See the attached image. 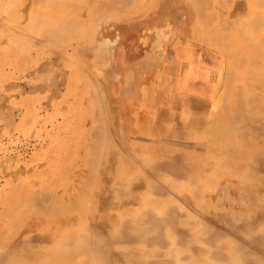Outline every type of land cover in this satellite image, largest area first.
Here are the masks:
<instances>
[{
	"label": "bare ground",
	"instance_id": "bare-ground-1",
	"mask_svg": "<svg viewBox=\"0 0 264 264\" xmlns=\"http://www.w3.org/2000/svg\"><path fill=\"white\" fill-rule=\"evenodd\" d=\"M24 1L0 0V27L8 22L7 15L13 14L20 25L30 23L31 31L40 37L60 44L81 42L75 44L74 51L84 49L86 66H81V72L88 77L94 119L104 123L108 113L104 101L114 104L119 99L121 107L132 106L122 110L132 113L126 124L139 130L136 140L152 152L158 150L160 157L149 154L151 162H174L180 154L189 158L193 173L186 179L190 182L187 189L201 207L195 218H200L204 227L198 225L200 230L193 234L190 216L168 206L154 213L144 202L119 210L127 216L116 224L107 219L105 212L114 202L104 196L107 187L101 192L96 189L100 166L107 157L108 135L103 126L93 131L94 125L86 146L93 156L85 159L87 176L77 178L75 185L55 183L62 192L23 195L19 204H32L35 209L15 236L9 232L0 235V264H264V0H205L204 10L201 0H29V9L21 7ZM10 22L20 26L15 20ZM199 42L206 47L198 46ZM168 107L171 109H165ZM122 132L118 141L124 140ZM109 136L115 140L114 135ZM179 170L184 168L179 166ZM63 173L70 178L76 174L73 170ZM162 174L167 173L160 170L155 176L163 180ZM208 174L230 179L232 188H238L235 204L228 196L208 193L221 186ZM150 189L159 197L165 193V188L156 185ZM51 197L55 201L49 206L45 200ZM90 199L99 215L93 214L96 209L90 207ZM69 213L63 227L55 225L58 227L51 232L45 228L44 235L38 233L45 223L31 218H58ZM247 215L251 218H244ZM238 233L249 240H242ZM215 240L226 242L216 250ZM42 244L46 245L36 247Z\"/></svg>",
	"mask_w": 264,
	"mask_h": 264
},
{
	"label": "rangeland",
	"instance_id": "rangeland-1",
	"mask_svg": "<svg viewBox=\"0 0 264 264\" xmlns=\"http://www.w3.org/2000/svg\"><path fill=\"white\" fill-rule=\"evenodd\" d=\"M28 1L29 0L21 2V7L23 5V7L28 8L27 4L30 3ZM200 8L202 10L205 9V0L200 1ZM191 9L192 8L190 6V9L188 11H190ZM222 15L224 19L228 18L226 17L227 13H223ZM6 18L8 22H6V24L4 23V25L0 27V31L4 35V38L0 39V235H4L5 233L9 232L15 236L17 230L24 225V222L26 221L25 218L30 216L31 211L35 209L32 204H29L28 206H21L19 204L24 194L31 193L35 196L41 197L53 194L52 191L62 192V190L58 191L56 189L55 183H61L60 181H62L61 184H64L65 186L69 184L75 185L79 182L77 178L80 179L82 175L87 176L89 166L86 165L85 159L89 157L92 158L93 156L92 153L87 150L86 146L88 142V134L92 132V126L94 125L95 126L93 131L97 129L102 130L103 126V131L108 135L107 138L109 144H107V157H105V160L102 162V167L100 166V168L102 169L100 172V176L102 178H98L99 183L97 184V186H99V188L97 187L96 189V192H101L103 190V187H107V191L105 192L104 196L106 195L108 198H112L111 200H113L114 202V204L107 209V212L104 211L106 213L105 216L108 217H106L107 219H111V221L116 224L118 220L123 219V216L124 219L127 216L124 214L122 215L121 211L119 210L125 209V206L133 209L136 205L137 207H139L140 204L144 202L146 204V208H149V210L154 213L160 212L168 206V208L173 207L180 214L182 212L183 214L190 216L191 219H194L192 220V222H190L192 225L190 226V228L192 229L193 234L197 233L198 229L200 230V228H203L204 224L199 223L201 222V219L195 218L198 215V211L200 212L201 207L197 206V201L193 199L192 192L187 189L190 182L187 183L186 179L188 180V178H190L191 174L193 173V169L189 167V158H184L180 154L177 156L174 162H162L160 159L151 162L149 160V154L153 153L156 157H160L158 155V150L152 149L154 150L152 152L147 148H144L143 145L136 140V137L139 134V130L134 129V127H129L126 124V121L129 120L132 113H125L122 110L127 108L132 109V106L128 104L129 107H126L127 105L121 107L122 104L119 99H116L114 101V104H110L109 102L107 104L106 101H104L105 112H108L106 114V117L108 119L106 117L103 118L104 123H100V120L94 119V114L92 115V99L89 98L90 95L88 90V77L85 73L81 72V66H86V62L84 60L82 61V52L84 51V49H81L77 52L74 51V47H77L76 45H78V43H82L77 41L64 40L67 44H60V41H51L43 35L40 37L39 35L41 34L39 33L32 32L30 29V23H24V25H20L19 22L21 21H18V19H16L13 14H10L9 16L7 15ZM11 20H15V22L18 21L16 24L20 26L14 27L11 22L9 23V21ZM45 21L47 20H43L42 22L44 23ZM27 25L29 28H27ZM10 30L14 31V33ZM33 41H35V44ZM50 43H52L53 45ZM71 45L73 46L71 47ZM81 46L84 47V45ZM198 46H201L202 48L206 47V45L201 43ZM69 47H71V49ZM174 49L177 50V48ZM205 57L207 58V55H205ZM70 58L72 59L70 60ZM60 60L61 62H59ZM68 62L70 64H68ZM71 62L73 64H71ZM91 62L92 61H90L89 63L92 66L93 63ZM98 64V62L94 63L95 66H98ZM48 65L51 66L52 69ZM50 70L51 72H49ZM45 72L46 74H44ZM27 83H29L30 85ZM157 88L158 90H160L161 86H158ZM81 97L85 98L86 100L82 99ZM142 103L143 100L141 101L140 105H142ZM165 109L169 110L171 109V107ZM86 117H89L91 119H88ZM118 120L119 122L121 120L123 123L120 122L117 124ZM121 132L123 137L125 136L126 138L124 137V140L118 141L120 138L119 133L121 134ZM85 134L87 135L85 136ZM110 134L114 135V142L109 139ZM127 139L129 140L128 142ZM115 142L117 143L115 144ZM123 145L125 146V148ZM132 154H134L135 156H133ZM140 158L142 160H140ZM211 158L212 160H214L213 156ZM198 160L199 157L197 156L195 164L198 163ZM137 161H139V164ZM133 163L134 166L132 165ZM144 163H150L151 165L149 164L147 166ZM80 164L83 165L81 166ZM129 166L131 167L130 169L133 168L131 170L133 173L130 171V169H128ZM179 166H182L184 170H179L177 172V168ZM81 168H85L87 171H85L84 169L82 170ZM156 168H158V170ZM202 168L204 171H206L207 169L206 167L201 166V169ZM65 170H73L76 173H74L75 176H78H73V178H70L69 176L67 177L63 173ZM140 170L142 175L140 174ZM160 170H164L167 173L164 175L162 174L163 180L162 177L159 178L160 175L155 176L156 172L158 173ZM146 171L149 172V174H147ZM128 172H130V175ZM150 172L152 173V176L150 175ZM117 175H119L120 180L118 179ZM149 175L151 176V178L148 177ZM175 176L180 181L177 180ZM210 176L208 174L209 179H215L218 181V183L220 182L219 184L221 185V188L217 187L218 190L212 189L210 190V192L208 190V193L213 195L214 197L219 193V195L222 197L228 196L230 197L231 204H235V198L233 197L234 194L235 196H237L238 188H236L235 186H233L232 188V185H230L231 183L228 181L230 179L226 178V176L223 175ZM260 176H263V174H261ZM131 177V181L128 180ZM156 177L160 181L156 179ZM164 177L166 178L165 180ZM115 178L117 181H119H115ZM101 179L102 182H100ZM107 179H110L109 183H106ZM121 179L125 181V184H123L124 181H121ZM153 179L155 181H153ZM121 185L125 187H120ZM151 185H156L158 188L161 187V189L165 188L164 195L162 197H159L161 196L160 194H154L156 195L154 196L153 192L150 189ZM171 185L174 188H171ZM130 188L131 190H129ZM136 189L137 192L139 189L138 193L136 192ZM117 190H128L130 192L120 193ZM142 193L144 194L142 195ZM145 193L147 197L145 196ZM144 196L147 199H144ZM220 196H218V198ZM118 197L120 198V200L122 199L121 202ZM181 197L184 200H181ZM174 198L177 200H175ZM45 201H48L50 206L51 204H54L55 200L51 197ZM89 201L90 207L96 209L94 200L90 199ZM125 202H127L128 204ZM180 203L182 205H180ZM159 204L162 207H160ZM164 204L166 205L164 206ZM226 210H228V208ZM95 211L96 212H94L93 214L99 215V208H97ZM219 211H223V209ZM69 215L65 214L58 218H46L45 216H41L39 218L40 221L37 220L35 215L31 216V218L36 222L45 223L44 225H42L44 230H39L40 233H38L40 235H44L43 233H46V229V231H48L49 229V231L51 232V230H55V228H57L58 226V228L63 227L64 224H66H63V220H68L71 217V213H69ZM95 217L98 218V216ZM244 218L250 219L251 216L247 215L244 216ZM79 221V223H81V217ZM55 225L58 226L56 227ZM198 225L200 228L198 227ZM50 232L49 234H51ZM242 232L245 237L248 236V232L244 231V229ZM238 234L240 235V233ZM189 237H191L190 234ZM228 237L237 241L236 238H233L230 235ZM240 237L242 240H249L241 235ZM241 239H239L240 242L242 241ZM215 242L218 244L216 248L217 250L220 246H222V244H225L226 241L224 242L223 240H215ZM34 245H36V243ZM44 245L46 244H42L36 247L39 249V247H42ZM199 256H201V254H198L197 258ZM252 257H254V255ZM198 259L200 260V257Z\"/></svg>",
	"mask_w": 264,
	"mask_h": 264
}]
</instances>
